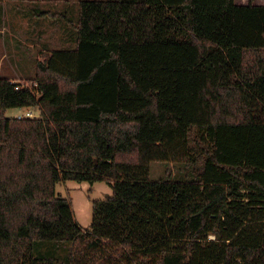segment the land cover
<instances>
[{
    "label": "trees",
    "instance_id": "16d2710c",
    "mask_svg": "<svg viewBox=\"0 0 264 264\" xmlns=\"http://www.w3.org/2000/svg\"><path fill=\"white\" fill-rule=\"evenodd\" d=\"M31 81L0 77V264H264V5L81 1ZM68 181L113 188L87 231Z\"/></svg>",
    "mask_w": 264,
    "mask_h": 264
},
{
    "label": "rangeland",
    "instance_id": "374dc122",
    "mask_svg": "<svg viewBox=\"0 0 264 264\" xmlns=\"http://www.w3.org/2000/svg\"><path fill=\"white\" fill-rule=\"evenodd\" d=\"M81 1L85 0L0 1V75L14 77L16 82L29 85L36 76L37 62H44L55 50L75 49ZM236 2L248 4L250 0ZM253 2L264 5V0ZM32 110L38 116L41 114L38 109ZM25 112V109H9L6 116L17 117ZM185 177L180 164L152 163V180H180ZM57 191L70 201L76 223L83 231L91 227L94 201L104 200L113 194V188L107 182L68 181L59 184ZM71 247V244L46 243L41 245L37 255L66 260L70 257Z\"/></svg>",
    "mask_w": 264,
    "mask_h": 264
},
{
    "label": "built area",
    "instance_id": "2783aa9c",
    "mask_svg": "<svg viewBox=\"0 0 264 264\" xmlns=\"http://www.w3.org/2000/svg\"><path fill=\"white\" fill-rule=\"evenodd\" d=\"M17 89H19V87H17ZM22 110H24V109H22ZM25 110H26L25 113H20V114L17 116L18 119H22V118H35V117H38V115H36L32 109H25Z\"/></svg>",
    "mask_w": 264,
    "mask_h": 264
},
{
    "label": "crops",
    "instance_id": "0c3cea01",
    "mask_svg": "<svg viewBox=\"0 0 264 264\" xmlns=\"http://www.w3.org/2000/svg\"><path fill=\"white\" fill-rule=\"evenodd\" d=\"M3 3H5L6 2V0H1ZM51 56V55H50ZM0 77H3L2 75H0ZM6 78H10V79H12V80H15L14 79V77H6Z\"/></svg>",
    "mask_w": 264,
    "mask_h": 264
}]
</instances>
